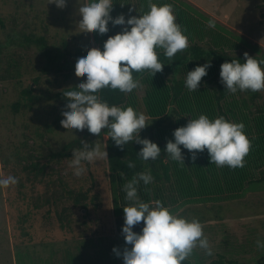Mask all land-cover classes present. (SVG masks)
I'll return each mask as SVG.
<instances>
[{
  "label": "rangeland",
  "instance_id": "rangeland-1",
  "mask_svg": "<svg viewBox=\"0 0 264 264\" xmlns=\"http://www.w3.org/2000/svg\"><path fill=\"white\" fill-rule=\"evenodd\" d=\"M113 2L118 16L123 14L126 20L148 11L149 0ZM151 2L171 4L177 20L178 13L186 12L207 25L214 21V28L233 42L227 47L230 54H264V0ZM78 7L77 0H67L63 9L48 0H0V178L17 179L16 184L0 189V264H123L122 255L117 257L113 248L122 254L125 246L131 247L118 229L123 210L108 157L84 162L86 171L79 177L70 167L73 150L82 149V143L100 144L107 152L108 134L103 129L97 136L60 123L62 109L68 105L56 96L78 86L86 76L77 74L75 66L44 72L39 47L22 40V36H42L62 55V62L74 64L93 47L102 51L107 33H81ZM123 27L119 26L118 33ZM187 38L188 46L194 42L205 46ZM139 82L131 94L142 101L150 87ZM27 90H31L29 96ZM260 94L257 107L250 110L243 104L250 99L246 91L230 93L223 103L226 116H219L232 118L235 108L240 117H258L264 107V91ZM170 107L179 110L177 105ZM170 122L185 126L179 116L170 117ZM150 128L157 127L153 123ZM182 154L188 158L192 153L183 149ZM249 169L258 178L264 166ZM162 179L166 196L174 195L180 201L171 205L170 211L199 220L213 251L208 256L196 248L188 260L211 264L224 255L242 264L264 263V247H257L258 240L264 242V183L255 188L249 185L235 196L182 199L171 193L176 191V175L170 182Z\"/></svg>",
  "mask_w": 264,
  "mask_h": 264
},
{
  "label": "clouds",
  "instance_id": "clouds-1",
  "mask_svg": "<svg viewBox=\"0 0 264 264\" xmlns=\"http://www.w3.org/2000/svg\"><path fill=\"white\" fill-rule=\"evenodd\" d=\"M78 27L81 33L109 32V22L113 26H124L120 33L110 36L103 45V50L91 48L86 54L78 56L75 72L86 76L78 87L63 90L67 98V108L62 109L60 123L68 129L83 131L99 136L106 129L117 146H125L129 142L142 145L137 153L145 162L156 161L161 156V149L151 140L141 139L140 132L152 121L142 112H136L131 106L121 108L110 106L97 95L102 89L119 90L131 93L140 86L133 77V72L148 70L152 76L162 71L165 64L158 59L157 49L172 60L178 52L188 47V38L183 33L171 4L157 5L148 2V11L131 16L127 20L123 14L113 18V0H77ZM67 0H48L63 9ZM130 26V29L129 27ZM209 27H215L209 21ZM245 61L235 59L225 61L220 66V83L226 91L235 94L237 91H264V60H257L244 54ZM210 63H205L187 71L185 87L189 92H196L200 82L208 73ZM243 123H234L223 116L210 119L201 114L191 118L186 126L173 132V140L166 143L165 153L172 161L184 164L183 149L188 150L191 159L197 158V152H208L210 163L217 167L232 169L244 166V158L250 151L251 142L243 131ZM83 148L73 150L70 167L76 177L86 171L84 162H94L108 157L105 148L100 144L90 146L82 143ZM129 168L135 167L132 162ZM148 185L153 182L151 169L137 173L124 185L128 205L123 207L124 225L122 235L126 245L123 253L113 248L117 257L122 255L123 264H183L194 249L204 250L211 256L212 248L203 233V225L197 219H187L173 214L159 200L146 203L138 196L140 182ZM17 183L13 176L0 178V189ZM143 221L139 233L133 231L134 226ZM257 247H264V242L257 241Z\"/></svg>",
  "mask_w": 264,
  "mask_h": 264
},
{
  "label": "trees",
  "instance_id": "trees-1",
  "mask_svg": "<svg viewBox=\"0 0 264 264\" xmlns=\"http://www.w3.org/2000/svg\"><path fill=\"white\" fill-rule=\"evenodd\" d=\"M110 15L115 18L118 16L117 10L113 7ZM183 33L192 41L202 42L205 46H200L195 43L188 46L184 51L178 52L172 60H169L162 49H157L158 59L165 64L162 71L157 72L154 76L148 71L133 72L134 79L147 84L150 89L142 101L138 100L131 93H122L119 90H111L108 88L102 89L97 95L102 101H106L110 106L115 105L121 108L131 106L136 112L147 114L151 118V124L156 125V129H151L148 125L140 132L141 139L147 138L156 143L161 149V156L156 161L145 162L140 159L137 153L142 148V145L129 142L125 146H117L108 135L106 141V149L108 153L107 164L111 173L116 176L115 182L117 185V195L121 209L127 206L129 201L126 200V192L123 190L124 185L140 172H147L151 169L153 182L144 185L141 181L138 185V196L146 203H152L154 200H159L165 207H171L180 201L176 196L165 194L162 183L165 181L162 177L170 182L171 177L176 175L177 186L175 192L179 198H206L217 197L231 193L243 192L249 185L252 188L264 183V171L262 176L256 178L249 167L254 169L258 167L261 170L264 166V107L260 108L259 116L251 119L250 115L239 116V112L235 108L232 110V118L227 116L226 120L234 119L236 123L244 124V133L251 142V148L247 156H245L244 166L240 168L217 167L210 163L207 150L197 152V158L191 159V155L185 157L184 164L172 161L165 153L166 143L169 140L174 141L173 132L181 125L169 123V118L179 116L185 122V126L191 118H198L199 115H207L210 119H215L220 115H224L223 103L229 96L224 85L220 83V66L225 61L238 59L241 63L246 62L244 56L230 54L227 47L232 44V40L224 35L220 30L214 27H209L207 23L200 19H195L192 15L186 12L178 13V20ZM2 24V22H1ZM109 32L106 34V40L110 36H114L119 31V25L113 26L109 22ZM23 42L28 45H36L41 50L43 62L45 66L43 71L47 72L51 69L56 71H64L67 68L72 69L75 64L68 60L61 61L62 55L54 52L52 47L48 45L47 40L40 37L22 36ZM257 60H264V54L251 55ZM76 63V61H75ZM205 63H210L211 67L207 70V75L202 78L200 87L196 92H189L185 87V79L187 71L193 70L197 66ZM78 87V86H76ZM211 90L214 92L212 93ZM28 96L31 90L25 92ZM246 95L250 99L244 100L243 104L248 105L251 110L257 107V101L262 98L260 91H246ZM57 99L66 104V97L63 93L58 94ZM20 105V104H19ZM16 105L15 107H19ZM170 105H177L179 110L171 108ZM170 107V108H169ZM237 108V106H236ZM226 116V114H225ZM107 132L106 129H103ZM183 151V148L181 146ZM168 159V161H165ZM132 162L135 167L129 168L128 163ZM161 172V174H160ZM172 175V176H171ZM197 181H194V179ZM172 182V181H171ZM226 197V196H225ZM118 219V229L122 233L124 225V212ZM143 227V221L134 226L133 231L139 232ZM219 259L211 264H242L239 261L228 259L224 255H219ZM183 264H193L190 260H185ZM264 264V263H263Z\"/></svg>",
  "mask_w": 264,
  "mask_h": 264
}]
</instances>
